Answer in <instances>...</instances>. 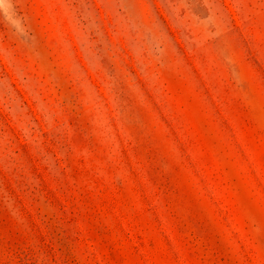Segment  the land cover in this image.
Segmentation results:
<instances>
[{"label": "rangeland", "instance_id": "obj_1", "mask_svg": "<svg viewBox=\"0 0 264 264\" xmlns=\"http://www.w3.org/2000/svg\"><path fill=\"white\" fill-rule=\"evenodd\" d=\"M0 264H264V0H0Z\"/></svg>", "mask_w": 264, "mask_h": 264}]
</instances>
